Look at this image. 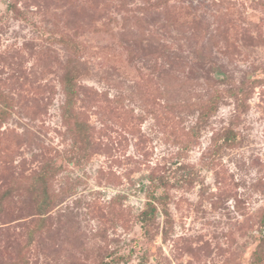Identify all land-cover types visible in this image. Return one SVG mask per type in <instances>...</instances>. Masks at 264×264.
I'll use <instances>...</instances> for the list:
<instances>
[{
  "label": "rangeland",
  "instance_id": "obj_1",
  "mask_svg": "<svg viewBox=\"0 0 264 264\" xmlns=\"http://www.w3.org/2000/svg\"><path fill=\"white\" fill-rule=\"evenodd\" d=\"M0 264H264V0H0Z\"/></svg>",
  "mask_w": 264,
  "mask_h": 264
}]
</instances>
